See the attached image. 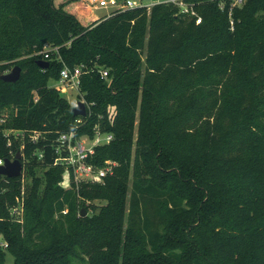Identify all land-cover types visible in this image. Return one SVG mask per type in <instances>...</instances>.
Segmentation results:
<instances>
[{
    "label": "trees",
    "instance_id": "trees-1",
    "mask_svg": "<svg viewBox=\"0 0 264 264\" xmlns=\"http://www.w3.org/2000/svg\"><path fill=\"white\" fill-rule=\"evenodd\" d=\"M227 4L196 23L174 4L84 20L89 0H0V157L26 167L0 174V264H264V0ZM65 64L85 65L86 115L49 84ZM96 127L113 138L89 161L117 165L77 187L59 137Z\"/></svg>",
    "mask_w": 264,
    "mask_h": 264
},
{
    "label": "built area",
    "instance_id": "built-area-1",
    "mask_svg": "<svg viewBox=\"0 0 264 264\" xmlns=\"http://www.w3.org/2000/svg\"><path fill=\"white\" fill-rule=\"evenodd\" d=\"M203 0H89L90 4L94 9H106L104 18H107L116 12L138 6H146L148 9L156 4H174L178 7V12L182 14L194 17L196 23L203 21V15L199 12L198 5ZM222 10L226 8L227 2L229 1V13L231 15L232 9L236 6H242L247 0H217ZM233 20L231 23L233 24ZM58 52V46L52 44H46L42 51L44 59L48 58L51 53ZM85 65L80 64L74 68L65 64L61 70L59 81L60 85L57 88H75L80 92L81 75L85 71ZM100 72L102 76L108 75L107 68H101ZM5 121V117L1 119ZM36 137V136H35ZM113 135L108 132L102 131L96 127L95 135L90 136L89 134L78 135L77 130L73 129L68 132H63L59 137V144L57 147L58 156L55 163H61L66 167L68 174H72L77 187L80 182H104L107 175L112 174L115 170L117 162L112 159H107L105 164L102 166H96L94 163L89 161V158L95 154L96 147L110 142ZM4 162V159L0 157V164ZM23 206L19 205L13 207V213L21 215ZM67 210L65 209L64 212ZM18 213V214H17ZM22 220V216H19Z\"/></svg>",
    "mask_w": 264,
    "mask_h": 264
},
{
    "label": "water",
    "instance_id": "water-1",
    "mask_svg": "<svg viewBox=\"0 0 264 264\" xmlns=\"http://www.w3.org/2000/svg\"><path fill=\"white\" fill-rule=\"evenodd\" d=\"M38 63L41 67L46 68L50 62L47 59L40 58ZM21 66L14 65L11 70L5 72L1 75V78L7 81H16L21 75ZM73 112L75 115H86L87 114V104L84 100H78L77 104L73 106ZM24 164L22 161V153L18 151L17 155L11 158H5L4 162L0 164V174L6 175L8 177L19 176L23 174ZM82 215H86L85 209H82Z\"/></svg>",
    "mask_w": 264,
    "mask_h": 264
},
{
    "label": "rangeland",
    "instance_id": "rangeland-1",
    "mask_svg": "<svg viewBox=\"0 0 264 264\" xmlns=\"http://www.w3.org/2000/svg\"><path fill=\"white\" fill-rule=\"evenodd\" d=\"M57 1V0H56ZM84 11H81L83 14V18L84 20H88L90 17H92L93 15H102L106 12V9H102V8H99V9H94L93 11H89L88 8H83ZM49 84L50 85H53V86H59L60 83L59 81L57 80H54V79H50L49 81ZM61 91L63 92V95L66 96L71 103H73L74 105L77 104L78 100H84V98H79V92L74 88H65V87H61ZM9 132V131H7ZM24 159V156H22V160ZM24 164V168H23V174L22 175H25L26 173V167H25V163L23 162ZM21 200V203L23 204V200L22 198L20 199ZM91 202L87 200V205L90 204ZM92 203L96 204V205H100V204H103L104 201L102 200H94ZM22 210L21 211V215H22V218L24 216V206L22 208H20ZM83 209L86 210L87 214H92L93 213V206H89L88 205V209L86 207H83ZM18 214V213H17ZM0 245H4V240H3V237L2 235L0 234ZM10 261V260H9ZM77 264H87V262H84V261H81V260H77L76 261Z\"/></svg>",
    "mask_w": 264,
    "mask_h": 264
},
{
    "label": "crops",
    "instance_id": "crops-1",
    "mask_svg": "<svg viewBox=\"0 0 264 264\" xmlns=\"http://www.w3.org/2000/svg\"><path fill=\"white\" fill-rule=\"evenodd\" d=\"M104 14H105V13H104ZM104 14H102V16H103Z\"/></svg>",
    "mask_w": 264,
    "mask_h": 264
}]
</instances>
